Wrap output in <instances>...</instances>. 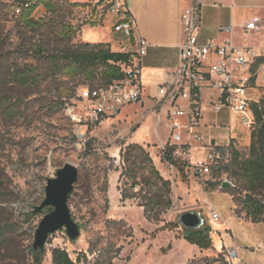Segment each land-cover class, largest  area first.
<instances>
[{"label": "rangeland", "instance_id": "rangeland-1", "mask_svg": "<svg viewBox=\"0 0 264 264\" xmlns=\"http://www.w3.org/2000/svg\"><path fill=\"white\" fill-rule=\"evenodd\" d=\"M24 1L31 0H0V98L4 101L0 109V264H33L35 233L48 213L47 208L41 212L34 209L45 199L48 178L55 177L58 169L67 163L76 165L80 171L69 207L81 234L75 240L69 238L66 229L51 234L42 264H55L57 248L65 249L76 264H223L227 261L264 264V222L253 223L241 210L242 206L240 213H236L235 202L228 192L234 188V179L228 173L216 178L212 173L201 176L191 165L198 159L208 162L216 159L217 147H207L212 138L220 145L228 141L227 122H219L220 114L214 109L213 102L217 100L213 101L212 94L216 92L202 89L201 126L193 132L200 134L204 142H193L196 151L184 170L173 168L164 160V147L160 144L143 145L159 165L162 176L172 183V207L164 212L154 211V217L158 216L159 220L150 219L142 204L158 189L147 183L143 191V184L132 186L131 166L122 164L121 151L129 144L142 145L138 142L141 139H156L157 133L165 135L163 127L169 123L170 104H165L157 114L151 113L150 102L143 97L145 105H128L117 116L108 118L106 124L88 131L77 127L67 116L66 104L78 106V90L101 85L103 81L66 78L46 55L62 49L68 40L70 44L89 43L82 39L86 38L82 29L102 16L103 5L98 9H94V4L71 8V0H54L70 13L66 17L56 16L55 22L50 23L54 15L39 6L33 13L34 19H45L49 25L30 29L21 21L22 10L27 6ZM103 13L105 22L104 19L102 22L109 29L112 15ZM63 25H71L75 36L68 40L61 36ZM16 68H36L33 76H40L20 83L14 78ZM179 104L186 106L187 102L179 100ZM225 112L229 116L231 110L220 113ZM179 119L186 121L184 117ZM157 120L161 122L158 128ZM120 126H129L131 133L123 132ZM244 129L249 131L245 126ZM139 131L137 140H131L132 133L138 135ZM90 140L91 145H87ZM249 147L237 146L246 157ZM228 163L229 155L220 154L214 165L225 168ZM137 179L144 181L142 176ZM221 181L233 185L223 189L220 184L213 189L211 184ZM247 195L242 192L236 197L241 202ZM258 197L264 201V192ZM211 206L220 215L216 221L212 219ZM189 210L202 212L215 230L212 248L203 249L189 242L185 228L175 226L179 214ZM225 233L231 238H225ZM231 241L237 247L239 260H232L226 254L224 242Z\"/></svg>", "mask_w": 264, "mask_h": 264}, {"label": "built area", "instance_id": "built-area-1", "mask_svg": "<svg viewBox=\"0 0 264 264\" xmlns=\"http://www.w3.org/2000/svg\"><path fill=\"white\" fill-rule=\"evenodd\" d=\"M106 5L105 12L110 13L116 20L113 31L121 34L124 40L120 51L129 54V58L126 61H111L123 73L121 79L108 84L81 87L77 93L79 105L66 104L67 116L77 127H85L86 131L103 125L108 118L120 114L126 106L142 103L144 96L143 60L148 42L142 37L134 40L136 23L126 0H108ZM103 12L104 10L102 14ZM256 22L257 19L248 22L245 30L254 29ZM200 29L199 7H188L182 14L180 65L174 81L160 87L158 98L160 103H169L171 107L168 110L171 135L166 145L175 148L174 157L187 162H191L193 142H204L200 134L193 132L194 128L200 125L202 117L203 88H210L218 95L217 101L214 102L217 112L230 109L238 114L241 123L252 131L255 116L251 108L252 100L248 95L251 77H243L239 71H250L258 59L264 58V47H242L231 41L222 44L214 41L201 43ZM221 30L230 31L231 27H221ZM179 100L186 101L187 105H180ZM182 117L186 118L185 124L179 121ZM209 146H212V143H209ZM215 158L219 159L220 153H217ZM215 160L208 162L198 159L191 165L196 174L210 175ZM116 162L120 163V159ZM211 213L214 221L220 218L214 206H211ZM225 251L230 259L239 260L237 247H226Z\"/></svg>", "mask_w": 264, "mask_h": 264}, {"label": "trees", "instance_id": "trees-1", "mask_svg": "<svg viewBox=\"0 0 264 264\" xmlns=\"http://www.w3.org/2000/svg\"><path fill=\"white\" fill-rule=\"evenodd\" d=\"M108 0H99L97 2H72L71 8L87 7L94 4V9H98L103 5L105 12L107 8ZM27 6L23 8L21 14V21L30 29L36 28L38 25H46L49 23L45 19L36 21L33 17V13L39 6H44L54 17L51 22H55L56 16L66 17L70 13V10L63 9L54 0H31L24 1ZM104 13L99 19L93 21L91 26H97L102 23ZM60 35L65 39H71L75 36V31L71 25H63L60 30ZM43 51V49L38 48ZM47 58L54 64H57L64 77L69 79H76L77 77H84L90 81H96L100 79L103 84H108L113 80L121 79L123 73L115 64L111 61L119 62L126 61L129 58V54L121 51H113L107 43H77L70 44L69 40L63 45L62 49L52 51L46 55ZM264 64V58L258 59L251 67L250 81H255L256 69ZM37 73L36 68H27L26 70H20L16 68L14 70V78L19 80L20 83H28L39 78L40 74L33 76ZM4 106V101L0 98V109ZM251 108L255 116V122L251 132V144L249 147V156L239 150L233 144V141L227 147H218L217 152L220 154L229 155V163L227 167H216L218 165H212L213 176L220 177L223 173H228L230 178L234 179V188L229 189L233 200L235 202L236 213H240V207L242 211L246 212L247 217L253 223L264 222V201L258 196L264 192V97L258 101H252ZM92 141H88L87 145H91ZM86 145V146H87ZM174 147L167 144L163 150L164 160L170 165L178 167L180 171L188 166L186 160L176 158L173 155ZM122 164L131 166L130 180H133L132 186L143 184L142 191L145 190V183L149 186L155 187L158 190L147 198V201L142 204L145 208V212L148 218L153 220H159L158 216L153 215V212H164L170 209L173 205L171 199L172 183L170 180L165 179L157 168L153 158L143 145L129 144L127 149L121 151ZM215 162V161H214ZM127 169V168H126ZM138 176H142L144 181H138ZM212 183L211 186L215 189L216 186L222 184ZM227 191V190H226ZM152 192V191H151ZM248 194L241 202L236 197L237 194ZM74 193V190L69 195V201ZM129 197V196H126ZM130 198V197H129ZM52 208H47V212H50ZM207 221V220H206ZM180 225L178 222L175 226ZM186 239L203 249L212 248L214 243L212 239V227L207 222L204 227L199 230L185 229ZM2 231L0 229V236ZM33 264H42L43 259L41 253H35L33 250ZM55 264H76L69 256L65 249L57 248L54 252ZM228 262V263H227ZM223 264H230L229 261ZM221 264V263H216Z\"/></svg>", "mask_w": 264, "mask_h": 264}, {"label": "crops", "instance_id": "crops-1", "mask_svg": "<svg viewBox=\"0 0 264 264\" xmlns=\"http://www.w3.org/2000/svg\"><path fill=\"white\" fill-rule=\"evenodd\" d=\"M72 2L88 3L92 0H71ZM123 2V1H122ZM129 9L134 16L136 26L133 38L137 40L144 38L148 42L147 53L143 60V83L144 98L150 102L151 113L156 114L162 110L163 103L159 102V89L161 86L172 83L175 73L180 65V44L182 42V14L185 9L191 6H198L201 15V29L199 41L208 43L214 41L222 44L227 41L233 42L242 47H264V0H126ZM109 29H105L104 22L97 26L84 27L82 37L89 43H107L113 51H120L124 40L121 34L113 31L115 17ZM257 19L256 27L248 31L245 25ZM221 27H231L230 31L221 30ZM243 77L250 78L251 70L248 72L239 71ZM248 95L252 101H258L264 96V64L260 65L255 72V81L250 82ZM216 101L218 95L212 94ZM145 101L141 104L145 105ZM214 103V102H213ZM224 110V109H223ZM222 110V111H223ZM221 112V111H220ZM220 114L219 122H227L229 128L228 141L224 145L217 143L212 138V146L227 147L231 141L239 147H249L251 144V130L246 131L241 123L240 117L234 112ZM162 117V116H161ZM109 119H107L104 123ZM182 124L186 121L179 119ZM171 121L166 123L165 135L157 133L156 139H141L140 144L155 142L164 147L171 135ZM201 123V122H200ZM141 125V123H138ZM156 128L161 124L160 120L155 121ZM201 126V125H200ZM125 133H131L130 127L120 126ZM131 140H137L140 136L132 133ZM196 151V149L192 150ZM192 155V154H191ZM192 157V156H191ZM159 169V165L155 163ZM161 164V163H160ZM174 168L173 165H170ZM164 168V167H163ZM166 171V168H164ZM212 231L215 232L214 229ZM219 232V231H218ZM223 235V234H222ZM225 238H231L229 233L224 234ZM226 247L235 246L234 241L224 242ZM222 244V243H221Z\"/></svg>", "mask_w": 264, "mask_h": 264}, {"label": "water", "instance_id": "water-1", "mask_svg": "<svg viewBox=\"0 0 264 264\" xmlns=\"http://www.w3.org/2000/svg\"><path fill=\"white\" fill-rule=\"evenodd\" d=\"M215 144V141L212 142ZM79 168L71 163L58 169L56 176L48 178L46 186V196L42 203L35 207V212H41L46 208L52 210L44 215L35 233L33 250L40 252L41 257L45 252V246L51 234L63 229L71 240L77 239L81 234L79 223L73 218L69 207V195L74 190L75 184L79 180ZM229 181L222 183V188L231 187ZM177 222L185 229L199 230L207 223L203 213L189 210L179 214Z\"/></svg>", "mask_w": 264, "mask_h": 264}]
</instances>
